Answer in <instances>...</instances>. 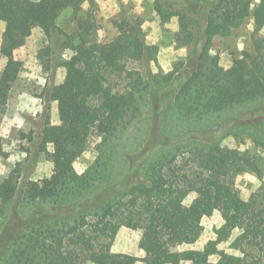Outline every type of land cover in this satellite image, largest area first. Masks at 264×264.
<instances>
[{"label":"trees","instance_id":"1","mask_svg":"<svg viewBox=\"0 0 264 264\" xmlns=\"http://www.w3.org/2000/svg\"><path fill=\"white\" fill-rule=\"evenodd\" d=\"M85 1L0 0L3 20H8L15 9L25 16L13 34L3 37L0 46V53L7 58L0 75V123L22 69L15 51L26 44L34 28L39 27L47 39L53 32L63 33V46L73 52V61L56 63L52 72L55 76L57 67L72 66L71 83L52 80L47 86L49 100L56 101L65 115L62 123L46 119L43 124L42 134L52 144L47 156L53 171L42 179L27 181L21 188L23 200L32 208L25 226L5 240L0 264H180L187 260L210 264L198 250L167 251L164 243L199 237L200 220L211 209H220L226 215L224 224L216 229L219 241L227 240L235 228L241 227L251 242L264 249L260 240L264 237V207L243 204L236 185L237 167L240 163L249 165L250 158L237 150L227 156L216 145H185L196 167L192 176L181 173L180 146L163 148L139 168L144 181L114 189L115 180L101 168L111 161L108 142L120 128L139 117L151 81L157 82L154 74L150 79L131 63L155 58L156 51L147 44L140 25L127 27L123 22L122 31L108 49L101 47L88 25L91 16H77V29L66 33L58 24L59 16ZM255 1L264 8V0H214L196 65L174 97L179 115L203 119L251 100L256 90L264 87V38L257 39L254 52L243 50L229 67L211 52L213 39L230 35L251 14ZM37 59L46 70L52 68L49 44L38 51ZM94 130L102 136L101 145L107 150L98 164L78 172L74 163L85 152ZM5 154L0 135V155ZM20 176L21 169L15 167L0 183V219L10 215L20 191ZM190 191L198 193V201L185 206L184 212L176 210L173 204L181 205ZM119 225L142 230L144 257L112 251L111 237ZM218 264L253 263L221 257Z\"/></svg>","mask_w":264,"mask_h":264},{"label":"rangeland","instance_id":"2","mask_svg":"<svg viewBox=\"0 0 264 264\" xmlns=\"http://www.w3.org/2000/svg\"><path fill=\"white\" fill-rule=\"evenodd\" d=\"M35 0H29L32 2ZM214 0H86L81 5L65 9L58 18L59 26L66 33L77 27V16H91L88 25L103 49H108L114 38L122 31L120 25H140L147 44L156 51V57L132 62L131 66L142 70L145 76L155 75L142 104L139 117L130 125L120 128L108 142L111 161L102 165L110 178L115 180L114 189L145 179L139 168L157 151L180 146L183 151L178 161L181 173L192 175L195 163L187 147L194 145L218 146L220 152L229 156L237 150L250 158L249 165L237 167L236 185L245 206L264 207V87L256 90L254 97L242 104L234 105L220 113L208 114L203 119L186 118L175 111L174 97L181 83L196 65L198 54L205 39V26L209 8ZM180 14L183 18L180 19ZM25 16L15 9L8 20L0 16V46L5 35L13 34ZM264 38V8L254 2L251 14L233 29L228 36L213 39L211 52L217 54L220 63L229 67L241 57L243 50L254 52L257 39ZM66 36L53 32L49 39L39 27L34 28L26 44L15 51L22 61V69L14 82L6 114L0 123L6 154L0 155V183L15 167L21 169L20 191L15 197L8 218L0 219V250L5 240L16 229L25 226L28 212L32 208L23 200L21 188L31 179H42L53 171V163L47 152L52 144L42 134L46 119L51 123H62L65 115L56 101L48 98L47 86L55 83H71L69 67H57L63 61H73V52L63 46ZM51 46L52 68L46 70L37 59L38 51ZM264 52V47L262 48ZM0 53V68L2 59ZM74 64V63H73ZM3 70V69H2ZM2 70H0V75ZM169 75L162 78L158 75ZM103 138L94 130L87 141L85 152L75 161L78 172H85L98 164L106 147ZM187 147H184V146ZM110 148V150H109ZM186 148L187 151H184ZM199 199L196 191H190L183 203L173 207L184 212L185 206L194 205ZM15 212V214H14ZM226 221L220 209H211L203 215L199 237L187 240L166 241L165 250L194 249L203 253V260L218 264L221 257L239 262L262 264L264 249L251 242L241 227L235 228L227 240L217 239L216 229ZM142 230L119 225L112 234V251L145 256L140 247ZM263 240L264 248V237ZM263 258V260H262ZM193 260L180 264H193ZM262 262V263H261ZM87 264H94L88 262ZM135 264H146L137 261Z\"/></svg>","mask_w":264,"mask_h":264},{"label":"crops","instance_id":"3","mask_svg":"<svg viewBox=\"0 0 264 264\" xmlns=\"http://www.w3.org/2000/svg\"><path fill=\"white\" fill-rule=\"evenodd\" d=\"M2 62H3V65H2V67L0 68V70H2V69L4 68V66H5V64H6V62H7V58H3V59H2Z\"/></svg>","mask_w":264,"mask_h":264}]
</instances>
